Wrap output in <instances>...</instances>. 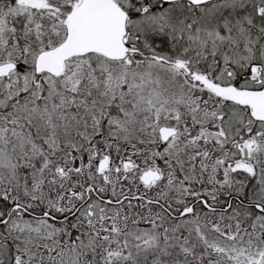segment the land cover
Instances as JSON below:
<instances>
[{"label":"snow or ice","instance_id":"6c2138e0","mask_svg":"<svg viewBox=\"0 0 264 264\" xmlns=\"http://www.w3.org/2000/svg\"><path fill=\"white\" fill-rule=\"evenodd\" d=\"M0 264H264V0H0Z\"/></svg>","mask_w":264,"mask_h":264}]
</instances>
